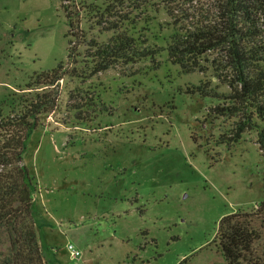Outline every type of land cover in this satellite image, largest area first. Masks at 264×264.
Wrapping results in <instances>:
<instances>
[{
	"label": "rangeland",
	"instance_id": "1",
	"mask_svg": "<svg viewBox=\"0 0 264 264\" xmlns=\"http://www.w3.org/2000/svg\"><path fill=\"white\" fill-rule=\"evenodd\" d=\"M210 1L181 0L178 15L191 20ZM113 2L0 0V102L42 91L27 85L59 64L85 75L59 81L56 110L41 115L24 152L47 263L225 264L216 247L220 219L252 213L264 201L258 133L248 130L238 142L219 143L237 116L216 114L222 101L188 90L208 83L230 93L208 62L205 71L185 73L163 50L155 60L121 61L89 76L90 41L113 35L100 17ZM160 7L112 9L127 15L148 44L165 47L174 25L166 6ZM215 56L211 52L207 60ZM262 219L255 221L261 233L255 253L243 264H257L254 258L264 264ZM69 243L81 251L78 258ZM9 245L1 230L0 264Z\"/></svg>",
	"mask_w": 264,
	"mask_h": 264
},
{
	"label": "trees",
	"instance_id": "2",
	"mask_svg": "<svg viewBox=\"0 0 264 264\" xmlns=\"http://www.w3.org/2000/svg\"><path fill=\"white\" fill-rule=\"evenodd\" d=\"M180 2L114 0L111 3L115 7L129 3L136 9L143 6L144 10L156 12L162 4L166 6L174 27L165 39V47L148 44L146 37L137 34L139 31L131 19L115 14L113 6L108 4L100 17L110 24L106 30L113 31V35L108 41H90L91 51L87 57L91 59L92 71L89 76L104 72L121 61L155 60L163 50L167 51L169 61L179 65L185 73L205 71L210 64L216 71L215 76L230 87V93H220L208 83L188 90L222 101L213 109L216 114L237 116L231 133L219 143L238 142L246 131L256 130L264 156V0H211L191 20L178 15ZM67 23L70 28L75 26L70 14ZM70 33L78 39L77 33L67 35ZM72 51L70 48V57ZM211 52L216 56L207 60ZM62 68L59 64L31 79L27 88L34 86L42 91L15 103L0 102V231L7 232L10 243V253L4 264H48L38 240L34 214L36 187L24 163V152L30 135L42 125L41 115L56 110L59 81L71 75L85 76ZM262 216L264 201L252 213L240 210L220 219L216 247L225 264H243L252 259L255 242L261 238L255 221ZM258 260L254 258L257 264Z\"/></svg>",
	"mask_w": 264,
	"mask_h": 264
},
{
	"label": "built area",
	"instance_id": "3",
	"mask_svg": "<svg viewBox=\"0 0 264 264\" xmlns=\"http://www.w3.org/2000/svg\"><path fill=\"white\" fill-rule=\"evenodd\" d=\"M68 250L74 258H78L81 255V251L72 243H69Z\"/></svg>",
	"mask_w": 264,
	"mask_h": 264
}]
</instances>
